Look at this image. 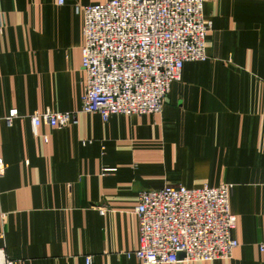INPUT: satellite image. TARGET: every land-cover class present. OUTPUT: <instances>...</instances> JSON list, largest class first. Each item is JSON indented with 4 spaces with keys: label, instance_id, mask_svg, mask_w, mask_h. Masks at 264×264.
Wrapping results in <instances>:
<instances>
[{
    "label": "crops",
    "instance_id": "crops-1",
    "mask_svg": "<svg viewBox=\"0 0 264 264\" xmlns=\"http://www.w3.org/2000/svg\"><path fill=\"white\" fill-rule=\"evenodd\" d=\"M203 2L208 59L184 65L161 114L80 113L35 136L33 114L81 110L84 17L76 0H0V251L14 264H140L125 254L141 191L221 184L239 246L190 264H264V0Z\"/></svg>",
    "mask_w": 264,
    "mask_h": 264
},
{
    "label": "built area",
    "instance_id": "built-area-1",
    "mask_svg": "<svg viewBox=\"0 0 264 264\" xmlns=\"http://www.w3.org/2000/svg\"><path fill=\"white\" fill-rule=\"evenodd\" d=\"M203 1L111 0L82 6L76 0L75 10L84 17L81 54L87 78L81 110L35 113L30 116L33 134L38 136L41 125L64 129L77 124L80 113L97 114L105 122L116 115L161 114L184 65L208 59L206 39L213 21L205 17ZM17 118L18 110L12 109L7 125ZM5 170L0 158V177ZM135 213L139 248L125 255L140 264L228 260L239 246L227 184L143 190ZM0 264L14 262L0 251Z\"/></svg>",
    "mask_w": 264,
    "mask_h": 264
},
{
    "label": "water",
    "instance_id": "water-1",
    "mask_svg": "<svg viewBox=\"0 0 264 264\" xmlns=\"http://www.w3.org/2000/svg\"><path fill=\"white\" fill-rule=\"evenodd\" d=\"M181 256H182V254H181Z\"/></svg>",
    "mask_w": 264,
    "mask_h": 264
}]
</instances>
